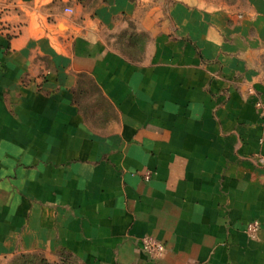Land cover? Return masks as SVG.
<instances>
[{"label":"crops","instance_id":"crops-1","mask_svg":"<svg viewBox=\"0 0 264 264\" xmlns=\"http://www.w3.org/2000/svg\"><path fill=\"white\" fill-rule=\"evenodd\" d=\"M241 4L0 0V264H264V0ZM124 17L141 61L106 43Z\"/></svg>","mask_w":264,"mask_h":264},{"label":"rangeland","instance_id":"rangeland-1","mask_svg":"<svg viewBox=\"0 0 264 264\" xmlns=\"http://www.w3.org/2000/svg\"><path fill=\"white\" fill-rule=\"evenodd\" d=\"M97 1L99 0H90L89 2L87 1V4H89V6L93 8L96 5ZM211 1L217 2L218 0ZM222 1L227 4L239 5H242L241 3L243 2V0ZM137 27L138 26L135 24V22L133 24L130 20H128V17H124L123 23L120 24L118 28L103 33L107 45L130 59H134L135 61H141L146 54V46L150 41L151 37L149 33L139 31ZM257 70L264 76V53L259 56V60L257 62ZM61 257V255H58L54 259L48 257L47 258L53 261L52 263H58L62 262L60 260H63L64 262L65 257H67V262L69 264H82L78 259L71 255H64L62 258ZM13 258L14 256L10 258L6 264L13 260Z\"/></svg>","mask_w":264,"mask_h":264},{"label":"built area","instance_id":"built-area-1","mask_svg":"<svg viewBox=\"0 0 264 264\" xmlns=\"http://www.w3.org/2000/svg\"><path fill=\"white\" fill-rule=\"evenodd\" d=\"M66 12H72V10L66 9ZM261 105L262 103H258V106ZM149 177L150 175H148ZM257 229L258 225L256 223H250L248 226V232L251 235L255 234ZM141 244L144 252L153 260L159 258L165 251L164 245L151 237L143 238Z\"/></svg>","mask_w":264,"mask_h":264},{"label":"trees","instance_id":"trees-1","mask_svg":"<svg viewBox=\"0 0 264 264\" xmlns=\"http://www.w3.org/2000/svg\"><path fill=\"white\" fill-rule=\"evenodd\" d=\"M82 3L87 2L86 0H80ZM62 257L68 255L66 253L60 254ZM61 257V258H62ZM52 263L53 261L49 260L45 255L39 253H26L15 255L13 260L8 264H69L67 262V257H65L64 262ZM12 262V263H11ZM55 262V261H54Z\"/></svg>","mask_w":264,"mask_h":264}]
</instances>
